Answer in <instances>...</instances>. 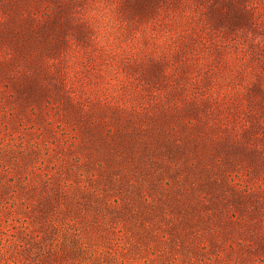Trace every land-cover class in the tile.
I'll use <instances>...</instances> for the list:
<instances>
[{"label": "rangeland", "instance_id": "374dc122", "mask_svg": "<svg viewBox=\"0 0 264 264\" xmlns=\"http://www.w3.org/2000/svg\"><path fill=\"white\" fill-rule=\"evenodd\" d=\"M76 2L0 0V263L264 264V0H124L118 78Z\"/></svg>", "mask_w": 264, "mask_h": 264}, {"label": "clouds", "instance_id": "9594fccd", "mask_svg": "<svg viewBox=\"0 0 264 264\" xmlns=\"http://www.w3.org/2000/svg\"><path fill=\"white\" fill-rule=\"evenodd\" d=\"M124 0H77L69 6L66 22L72 29L86 33L88 46L102 60L104 74L118 78L121 65L139 60L143 37L131 34L129 18L123 10Z\"/></svg>", "mask_w": 264, "mask_h": 264}, {"label": "trees", "instance_id": "16d2710c", "mask_svg": "<svg viewBox=\"0 0 264 264\" xmlns=\"http://www.w3.org/2000/svg\"><path fill=\"white\" fill-rule=\"evenodd\" d=\"M61 229V226L58 227V231ZM5 231L0 229V233H4ZM1 244V242H0ZM47 258L43 259L45 262H48L49 264H53V261L55 264H62L65 263L68 259H73V257H76L78 255H81L83 252L82 250L77 249H71L66 246L62 242L59 241L58 237H55L54 240L50 243L47 249ZM13 263L16 264V260L12 259ZM41 261H37V263H40ZM1 264V263H0ZM2 264H10L8 261H4ZM47 264V263H46Z\"/></svg>", "mask_w": 264, "mask_h": 264}]
</instances>
